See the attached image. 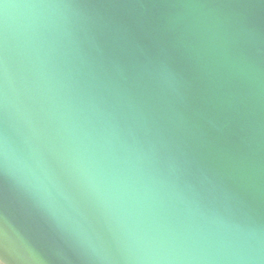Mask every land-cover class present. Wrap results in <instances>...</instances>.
<instances>
[{"label":"water","instance_id":"95a60500","mask_svg":"<svg viewBox=\"0 0 264 264\" xmlns=\"http://www.w3.org/2000/svg\"><path fill=\"white\" fill-rule=\"evenodd\" d=\"M1 264H264V0H0Z\"/></svg>","mask_w":264,"mask_h":264},{"label":"crops","instance_id":"0c3cea01","mask_svg":"<svg viewBox=\"0 0 264 264\" xmlns=\"http://www.w3.org/2000/svg\"><path fill=\"white\" fill-rule=\"evenodd\" d=\"M1 264V263H0Z\"/></svg>","mask_w":264,"mask_h":264}]
</instances>
